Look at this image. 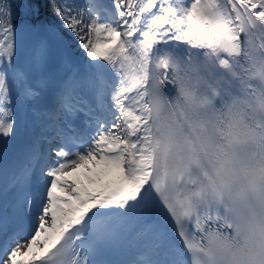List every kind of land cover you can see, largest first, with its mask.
<instances>
[{"label":"snow or ice","instance_id":"obj_1","mask_svg":"<svg viewBox=\"0 0 264 264\" xmlns=\"http://www.w3.org/2000/svg\"><path fill=\"white\" fill-rule=\"evenodd\" d=\"M52 7L0 0V264H264V0Z\"/></svg>","mask_w":264,"mask_h":264},{"label":"trees","instance_id":"obj_2","mask_svg":"<svg viewBox=\"0 0 264 264\" xmlns=\"http://www.w3.org/2000/svg\"><path fill=\"white\" fill-rule=\"evenodd\" d=\"M53 2L54 0H12L13 7L21 21L45 23L58 29L60 21L53 11ZM77 2L83 5L86 0H77ZM61 36L66 44H72V49L75 51L72 40L66 35Z\"/></svg>","mask_w":264,"mask_h":264},{"label":"bare ground","instance_id":"obj_3","mask_svg":"<svg viewBox=\"0 0 264 264\" xmlns=\"http://www.w3.org/2000/svg\"><path fill=\"white\" fill-rule=\"evenodd\" d=\"M61 119H63V117ZM29 132L31 133V135H39L40 130L38 126L34 128L30 127ZM27 140H28V136L24 134L23 132L19 136H17L14 140H12L10 142L9 156L13 155L14 157L17 151H20L22 149V147L24 146ZM169 219L171 222V218Z\"/></svg>","mask_w":264,"mask_h":264},{"label":"rangeland","instance_id":"obj_4","mask_svg":"<svg viewBox=\"0 0 264 264\" xmlns=\"http://www.w3.org/2000/svg\"><path fill=\"white\" fill-rule=\"evenodd\" d=\"M106 2L110 4V0H106ZM41 24H43V25H48V24H45V23H41ZM51 26L53 27V29H57L55 26H53V25H51ZM60 38L63 40L62 36H61ZM63 42H64V41H63ZM64 44H66V43L64 42ZM73 51H74V50H73Z\"/></svg>","mask_w":264,"mask_h":264}]
</instances>
